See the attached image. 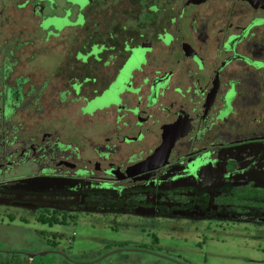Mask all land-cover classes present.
Here are the masks:
<instances>
[{"label": "flooded vegetation", "instance_id": "af4514ba", "mask_svg": "<svg viewBox=\"0 0 264 264\" xmlns=\"http://www.w3.org/2000/svg\"><path fill=\"white\" fill-rule=\"evenodd\" d=\"M1 209L264 237V0H0ZM157 249L90 263L201 264Z\"/></svg>", "mask_w": 264, "mask_h": 264}, {"label": "rangeland", "instance_id": "374dc122", "mask_svg": "<svg viewBox=\"0 0 264 264\" xmlns=\"http://www.w3.org/2000/svg\"><path fill=\"white\" fill-rule=\"evenodd\" d=\"M14 226L28 225L45 230L48 238H58V242H0V259L12 262H28L29 264H91L90 262L108 250L116 249H162L171 253L182 254L183 257L196 258L201 253L209 256L208 264H264V237L252 238L246 235L236 237H221L214 241L208 249L200 252L194 248V242L178 244L175 242H149L153 237L150 232L129 230L113 233L104 229L100 223L83 222L78 225L55 226L44 225L36 220L14 221ZM1 234V233H0ZM57 235V236H55ZM129 239L130 242H111ZM201 236V241L203 240ZM61 240L62 242H59ZM220 242V243H218ZM122 243V244H121ZM46 252V253H44ZM31 255L32 261H29ZM127 260V261H125ZM107 263L137 264V262H154L146 255L122 253L110 256Z\"/></svg>", "mask_w": 264, "mask_h": 264}, {"label": "crops", "instance_id": "0c3cea01", "mask_svg": "<svg viewBox=\"0 0 264 264\" xmlns=\"http://www.w3.org/2000/svg\"><path fill=\"white\" fill-rule=\"evenodd\" d=\"M18 216L16 217L15 215ZM25 221L36 220L41 222L37 217L27 218L26 216L20 215L19 212L11 211L6 213L4 210H0V242H58L55 237H46L45 230L43 228L34 226L29 227L28 225L14 226V221ZM29 256V261H32ZM0 264H29L28 262H12L8 259H0Z\"/></svg>", "mask_w": 264, "mask_h": 264}, {"label": "water", "instance_id": "95a60500", "mask_svg": "<svg viewBox=\"0 0 264 264\" xmlns=\"http://www.w3.org/2000/svg\"><path fill=\"white\" fill-rule=\"evenodd\" d=\"M135 251H137V250H135ZM44 253H46V252H44ZM115 253H118V252H114V253H112V254H115ZM110 255H111V254H108V255L104 256L103 258H106V257H108V256H110ZM28 256H31V255L28 254Z\"/></svg>", "mask_w": 264, "mask_h": 264}]
</instances>
